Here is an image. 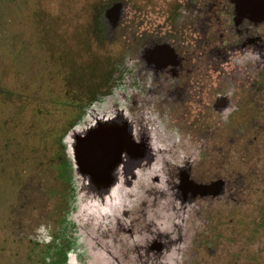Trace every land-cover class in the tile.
<instances>
[{"label":"rangeland","instance_id":"1","mask_svg":"<svg viewBox=\"0 0 264 264\" xmlns=\"http://www.w3.org/2000/svg\"><path fill=\"white\" fill-rule=\"evenodd\" d=\"M0 264H264V0H0Z\"/></svg>","mask_w":264,"mask_h":264},{"label":"flooded vegetation","instance_id":"2","mask_svg":"<svg viewBox=\"0 0 264 264\" xmlns=\"http://www.w3.org/2000/svg\"><path fill=\"white\" fill-rule=\"evenodd\" d=\"M80 153H78V159L80 160V161H82L81 160V154L79 155ZM105 157L103 156L102 157V159H101V162H103V159H104ZM86 170V169H85ZM84 170V171H85ZM86 172H88L91 176H92V178L95 180V183H97V176L94 174V173H92L91 171H88V170H86Z\"/></svg>","mask_w":264,"mask_h":264}]
</instances>
